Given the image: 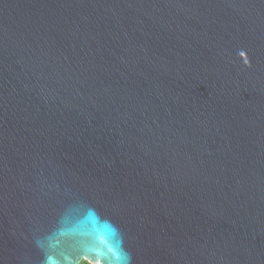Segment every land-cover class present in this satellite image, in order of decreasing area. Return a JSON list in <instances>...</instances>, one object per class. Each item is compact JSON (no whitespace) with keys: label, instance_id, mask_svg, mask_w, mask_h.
Wrapping results in <instances>:
<instances>
[{"label":"water","instance_id":"water-1","mask_svg":"<svg viewBox=\"0 0 264 264\" xmlns=\"http://www.w3.org/2000/svg\"><path fill=\"white\" fill-rule=\"evenodd\" d=\"M264 264V0H0V264Z\"/></svg>","mask_w":264,"mask_h":264},{"label":"trees","instance_id":"trees-1","mask_svg":"<svg viewBox=\"0 0 264 264\" xmlns=\"http://www.w3.org/2000/svg\"><path fill=\"white\" fill-rule=\"evenodd\" d=\"M81 264H90V263L84 260Z\"/></svg>","mask_w":264,"mask_h":264}]
</instances>
